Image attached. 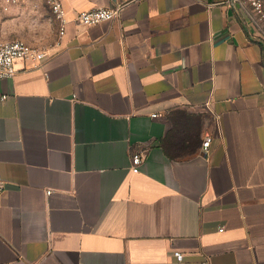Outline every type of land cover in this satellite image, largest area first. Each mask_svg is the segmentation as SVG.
<instances>
[{"label":"crops","instance_id":"0c3cea01","mask_svg":"<svg viewBox=\"0 0 264 264\" xmlns=\"http://www.w3.org/2000/svg\"><path fill=\"white\" fill-rule=\"evenodd\" d=\"M62 4L59 36L45 0H0V43L47 54L0 78V264H264V37L248 12Z\"/></svg>","mask_w":264,"mask_h":264},{"label":"built area","instance_id":"2783aa9c","mask_svg":"<svg viewBox=\"0 0 264 264\" xmlns=\"http://www.w3.org/2000/svg\"><path fill=\"white\" fill-rule=\"evenodd\" d=\"M54 19L58 25V35L62 36L65 32V10L63 8L62 0H45ZM229 8L236 10H245L250 16H258L262 13L264 8V0H226ZM120 6L110 8L101 7L91 10L79 12L76 17L78 24L82 26H94L104 21H111L118 19L120 16ZM47 57L45 51L29 46L23 41L13 40L9 42L0 43V78L13 77L17 70L14 66L16 60L31 58L36 62L34 68H39L42 62ZM159 114H154L153 117H158ZM211 142L210 135H206L202 141V148L207 150ZM144 152L137 151L129 154L131 164V172L138 173V167L144 159ZM4 189V181L0 176V193ZM50 192H46L48 194ZM173 256L176 262H182L183 255L180 252H174Z\"/></svg>","mask_w":264,"mask_h":264},{"label":"rangeland","instance_id":"374dc122","mask_svg":"<svg viewBox=\"0 0 264 264\" xmlns=\"http://www.w3.org/2000/svg\"><path fill=\"white\" fill-rule=\"evenodd\" d=\"M251 22L254 24L257 32L264 37V8L260 15L251 16Z\"/></svg>","mask_w":264,"mask_h":264}]
</instances>
